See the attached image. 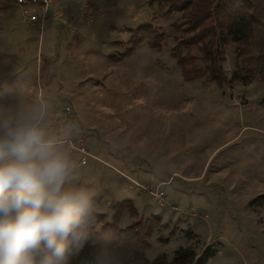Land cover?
<instances>
[{
    "label": "rangeland",
    "instance_id": "rangeland-1",
    "mask_svg": "<svg viewBox=\"0 0 264 264\" xmlns=\"http://www.w3.org/2000/svg\"><path fill=\"white\" fill-rule=\"evenodd\" d=\"M1 3L0 14L8 16L5 19L10 26L0 25V118L23 111L34 116L46 138L52 140L64 123L80 124L74 106L87 102L85 93L74 100L71 96L65 98L62 92L78 94L84 88L86 96H90L88 101L97 102L103 117L80 110L83 120L90 118L91 123L99 122V126L106 123L119 125L120 129L134 128V135L145 134L152 141H160L166 129L171 135L170 146L176 145V133L182 131L183 140L170 147L175 153L168 152L171 164L167 165V161L164 165L179 172L173 175L177 177L174 183L180 177L188 179L199 173L205 177L196 182L206 184L209 193L205 196L200 192L178 194L174 186H163L169 203L160 207L152 196L109 166L92 161L85 168L75 167L71 176H79L81 190L92 186L97 190L103 186L115 188L110 197L87 203L82 214L85 223L91 214H100L95 212H102L105 221L112 223L116 203L128 200L136 217L124 209L118 219L120 228L153 216L159 219L144 253L149 261L164 255L171 262L180 246H190L196 258L203 257L206 250L212 253L203 264H264V207L250 204L264 194V84H237L223 91L205 78L183 81L170 56L179 36L173 28L179 22V14L165 16V9L148 5V0H48L42 25L21 22L19 8L4 5V0ZM51 6L55 10L50 14ZM74 24L79 26L80 33L73 31L68 43L78 47L64 48L68 37L65 32L69 28L74 30ZM142 24H152L164 33L162 50L158 52L144 42L123 60L112 61L105 67L103 57L122 54L128 48V30ZM30 26H36V32ZM85 48L97 68L109 72L105 76L106 72L97 69L95 75H103L104 82L85 78L84 56L89 57L83 51ZM224 53L223 65L230 72L234 64L233 46L229 45ZM195 64L203 65L199 59ZM52 101L62 104L54 115L48 107ZM66 106L70 107L68 114L64 112ZM123 146L121 143L119 148L111 147L121 159L141 163L144 178L136 181L150 184L145 179V172L149 171L143 161L146 149L140 144L129 152L128 146ZM129 182L134 189L128 187ZM63 189L71 192L73 184L65 181ZM175 197L178 202L173 201ZM135 198L138 205L145 203L146 210L136 208ZM95 205L99 207L96 210ZM193 212L200 216H192ZM161 219L165 223L161 224ZM94 226L97 231L101 228L95 222ZM82 247L79 242L68 254V264Z\"/></svg>",
    "mask_w": 264,
    "mask_h": 264
},
{
    "label": "trees",
    "instance_id": "trees-1",
    "mask_svg": "<svg viewBox=\"0 0 264 264\" xmlns=\"http://www.w3.org/2000/svg\"><path fill=\"white\" fill-rule=\"evenodd\" d=\"M148 3L165 9V16L179 14V22L173 24L179 36L170 56L183 81L205 78L219 90L237 84H264V0H149ZM128 33V48L116 58L109 56L112 61L123 60L144 42L158 52L164 46V33L152 24L139 25ZM229 45L233 46L234 64L227 72L223 63ZM198 59L202 66H196ZM250 204L264 207V194ZM131 205L128 200L117 203L112 223L106 222L102 214H91L85 223L81 215L75 236L68 238V254L79 242L83 247L70 264H203L212 256L206 250L203 257L196 258L192 247L180 246L171 262L164 255L149 261L144 254L149 247L148 238L160 222L153 216L120 228L118 219L124 209L136 217ZM94 222L101 225L98 231Z\"/></svg>",
    "mask_w": 264,
    "mask_h": 264
},
{
    "label": "clouds",
    "instance_id": "clouds-1",
    "mask_svg": "<svg viewBox=\"0 0 264 264\" xmlns=\"http://www.w3.org/2000/svg\"><path fill=\"white\" fill-rule=\"evenodd\" d=\"M69 163L23 111L0 118V264H68L87 199L65 191Z\"/></svg>",
    "mask_w": 264,
    "mask_h": 264
},
{
    "label": "crops",
    "instance_id": "crops-1",
    "mask_svg": "<svg viewBox=\"0 0 264 264\" xmlns=\"http://www.w3.org/2000/svg\"><path fill=\"white\" fill-rule=\"evenodd\" d=\"M6 4L4 5H11L13 6V8H15L16 10L19 8L17 5L9 2V0H4ZM149 1V0H148ZM0 4L1 0H0ZM148 5H150L149 3H147ZM55 10V9H54ZM53 7L51 6V10H50V14L52 13ZM117 13L119 14L120 12L117 11ZM0 25L4 26V28L9 27V23L10 21L8 19V16H5L3 14H0ZM105 22V20H104ZM106 23V22H105ZM106 25H108V23H106ZM30 30L36 32L37 27L36 26H30ZM74 30H71V28H69V32L68 30H63V33L65 32V35L68 36L67 39L64 42V48L65 46H69L70 44L68 43V41H70V37L73 35V31H75V33H80V29L79 26L75 27V24L73 26ZM72 45V44H71ZM70 45V46H71ZM72 48L77 49V45H72ZM81 51V49H78ZM79 51V53H80ZM86 54L88 53V49L85 48L83 50ZM89 57L87 58V56H84V59H86L85 64H83V66H86L85 72H86V77L85 78H97V79H102V81L104 80L103 75L101 77L96 76L95 74L97 73V69L99 70V72L101 71L99 68H97L98 66H96V61L92 59V56L90 54H87ZM108 56V57H107ZM103 58V64L105 65V67H107L108 65H111L110 62H112V60L109 58V55H105ZM114 62V61H113ZM115 71V70H114ZM102 72V71H101ZM106 71H103L102 73H104ZM105 76L108 75L109 76V72L104 74ZM107 76V77H108ZM77 79V78H76ZM113 80V79H112ZM104 82V81H103ZM63 95L66 96L65 98H70L74 99L77 98V96H79L80 94L85 93V98L87 100V102L85 103H80L78 105H75L74 107L76 108L75 111H77L78 115L80 116V124H69V123H64V124H68V125H62V128L60 129L58 135L53 134V139L52 141L58 142L60 140L66 139V138H70V137H81L84 141L85 147L88 148H92L93 151L89 150V148L87 149L89 154L92 155L94 158H89L88 162L85 165H79V158L74 155L65 145V148H61L62 144H57L56 145H60V146H56V148L65 156V158L67 159L68 163H69V171H68V175L65 178V181L70 182V184H73V189L71 192L73 193H84V196H87V203L88 204H95L97 202V198H101V197H110L111 195V191L113 192L115 188H111V187H107V186H103V188L101 190H97L95 186H92L90 189H86V190H81V186L78 183V180L80 179L79 176H76L75 178H73V176H71V171L76 167H82L85 168L88 163H92V161H94V163L98 164H103L106 166H109L113 171H116L119 175L125 177L130 180H141L142 178H144V171L143 168L144 166L141 163L138 162H134L133 160H130L129 158L127 160L121 159L116 152L112 149L111 146L116 145V147H120L121 143H123V147L125 148V146H128L127 149L129 152L131 151V147H136V145H142L143 148H145V153H144V163L147 164V168L149 169V171L146 170L145 172V179L147 180V182H151L152 184H156V183H163V186H168V185H172L175 187L176 192L179 194H188V193H193V192H200L201 194H203V196H205L207 193H209V191L206 189V184H199L196 185L197 181H202L205 179V177H202V173H199L198 175L194 176V177H188V179L185 178H178L177 183H174L175 178H177L176 176L174 177L173 175H177L179 172L176 171V169L173 167V169H171L172 167H167V165L171 164V157L168 156V152L171 153H175V151H173L170 147H174L177 145V141L178 140H183V132L181 131L180 133H176V145L175 143L171 144V146L169 145V141H168V137L171 135L165 132L162 136V138L160 139H155L154 141H152L149 137H147L145 134H141V136L139 135H134L133 131H135L134 128H124V129H120L119 125H108L106 123H104L102 126H99V122H97L96 124L91 123L89 121L90 118L83 120V118L80 115V110H82L84 113L89 114L90 116L92 115H97L99 117H103L102 115H100L101 110L99 111L96 101H88L90 96H86L87 94V90H84V88H81L80 91H78V94L75 95L73 94V92L71 91V93H68V90H64ZM63 97V96H62ZM93 97V96H92ZM64 99V98H61ZM92 99V98H91ZM90 99V100H91ZM95 105V106H94ZM46 107V106H45ZM48 107L51 109L50 112L52 115H54L58 109H60L62 107V104L60 103H54L53 101L51 103H48ZM94 118V117H91ZM67 122V121H66ZM73 134V135H72ZM71 135V136H70ZM132 136V138H130ZM140 137V138H139ZM88 146V147H87ZM158 147V149H157ZM117 153L119 154L120 151H117ZM210 156V155H209ZM208 159V158H207ZM170 161L169 164L164 165L165 162ZM157 162V163H156ZM141 164V165H139ZM156 164V165H155ZM174 164V162H173ZM146 167V166H145ZM84 170V169H83ZM145 170V168H144ZM79 178V179H78ZM138 178V179H137ZM128 187L134 189L131 185L130 182L128 183ZM164 188V187H163ZM191 189V190H189ZM80 190V192H79ZM179 191V192H178ZM183 191V192H182ZM139 194V196L141 195L139 193V191L137 192ZM166 193V192H165ZM167 194V193H166ZM170 194V193H168ZM142 196V195H141ZM140 196V197H141ZM179 196V195H178ZM132 197V201H133ZM140 202L142 201L141 198ZM96 200V202H95ZM173 201L178 202L177 197H175V199H173ZM95 202V203H94ZM119 203V202H118ZM136 206V208H139L140 210H146L145 208V203H143V205H138L137 203V199L135 198L134 202H133ZM172 203V201L170 202ZM117 204V203H116ZM96 206V205H95ZM97 208H99L98 206H96V208L94 210H96ZM93 209V207H92ZM95 213H100L103 214L102 212H95ZM172 221V220H171ZM165 223L164 220L161 219V224ZM172 222H170V224H172Z\"/></svg>",
    "mask_w": 264,
    "mask_h": 264
},
{
    "label": "built area",
    "instance_id": "built-area-1",
    "mask_svg": "<svg viewBox=\"0 0 264 264\" xmlns=\"http://www.w3.org/2000/svg\"><path fill=\"white\" fill-rule=\"evenodd\" d=\"M11 3L19 7L20 21L35 24L38 23L42 25L46 19L48 0H9ZM64 112L68 114L70 112V107L66 106ZM61 127L57 131H60ZM65 144V146L79 158V165H85L89 158H94L89 154L87 148L85 147L84 141L81 137L76 138H66L61 141L55 142ZM130 180V179H129ZM135 187L140 189V191L147 192L154 200L158 203L160 207H165L169 202L166 199L165 191L162 189L163 183H156L153 185L142 184L134 180H130ZM172 210H177L174 208ZM192 216H200L195 212L191 213Z\"/></svg>",
    "mask_w": 264,
    "mask_h": 264
}]
</instances>
